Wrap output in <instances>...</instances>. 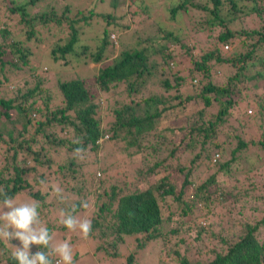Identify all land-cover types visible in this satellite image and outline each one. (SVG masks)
<instances>
[{
	"label": "trees",
	"instance_id": "16d2710c",
	"mask_svg": "<svg viewBox=\"0 0 264 264\" xmlns=\"http://www.w3.org/2000/svg\"><path fill=\"white\" fill-rule=\"evenodd\" d=\"M2 1L0 187L9 196L23 192L38 202L42 222L54 237H65L68 229L58 223L59 212L71 206H64L50 187L41 191L44 171L39 177L33 173L45 168L53 170L51 178H57L54 172L78 178L76 215L87 212L92 232L87 239L82 236L85 249L75 247L74 261L90 251L92 257L103 253L118 260L111 264H142L146 249L154 252L156 262L163 258L167 264H264V0H170L165 12L178 24L189 14L188 28L157 23L147 34L140 25L142 33L132 43L120 39L131 29L135 14L142 22L140 14L150 12V0L127 1L140 10L129 11L133 15L128 21L118 19V0L109 1L113 10L107 13L96 12L97 0H90L87 14L78 18L67 16L68 7L58 13L49 0ZM93 16L106 24L94 48L82 41L77 26ZM250 18L259 22L249 26ZM195 33L215 42L204 48L202 37H192ZM117 40L118 47L112 43ZM45 41L56 59L70 55L81 61L87 56L99 63L91 81L58 79L54 94L59 100L52 107L51 89L38 82L23 90L28 80L18 77L38 70L31 60L33 48ZM110 47H116V56L109 55ZM179 51L191 62L189 75L183 74L185 67L178 68ZM223 64L232 70L224 81L222 73L215 80ZM154 77L157 85H149ZM9 84L17 85L16 90ZM188 84L194 90L184 95L182 86ZM121 85L125 97L116 107H107L109 119L104 122L101 94ZM154 87L160 91L141 95ZM249 105L254 111L247 113ZM230 127L234 132L224 138ZM155 131L157 141H145ZM77 139L80 144L73 143ZM103 142L105 148L121 142L130 160L147 155L149 148L152 152L140 158L144 166L135 180H111L106 171L110 164L106 169L100 162L104 174L92 183V171L85 170L92 163L86 158L91 151L100 156ZM77 147L85 148L83 159L74 155ZM163 150L167 154L161 157ZM35 183L38 188L33 190ZM126 238L132 244H124ZM64 240L72 241L59 238L53 243ZM13 250L0 240V264H16ZM40 250L37 245L30 248L32 254Z\"/></svg>",
	"mask_w": 264,
	"mask_h": 264
},
{
	"label": "rangeland",
	"instance_id": "374dc122",
	"mask_svg": "<svg viewBox=\"0 0 264 264\" xmlns=\"http://www.w3.org/2000/svg\"><path fill=\"white\" fill-rule=\"evenodd\" d=\"M94 1V0H91ZM109 1L110 0H97L95 2V10L96 12H103V13H107V12H111L113 9L110 7L109 5ZM127 1L129 0H118V5H119V10L117 11L118 13V19H121L122 16H124V21H128L129 17L131 18V16L136 13L137 11L140 12L139 9L135 8L133 3L129 6H127ZM170 0H150L151 4L149 6L150 12H147V15L144 14H140V17L142 19V22H137L138 19H136V14L134 15L133 19L130 20V22L133 24L131 29L127 32H125V36L122 37L121 43L123 42H129L132 43L133 41H136L137 39V35L138 32H141V27L140 25H145V28L147 30V34L148 33H152L155 29H156V25L157 23H162L166 28L168 29H175L176 27L179 28H184L185 30L188 28L189 24V14L184 16V23L182 24H178L175 21H173L171 19V16L169 14H167V12H165L166 10V5L167 3H169ZM154 2V3H153ZM90 0H49V4L53 5L55 8H57V12L58 13H62L64 11L65 8H69L70 12L67 13V16L70 18H78L81 16V14H87L88 11V7ZM140 3V2H139ZM155 3H160V4H155ZM3 1L0 0V6H2ZM136 10V11H135ZM78 11H81L78 13ZM133 11V14L130 12ZM135 11V12H134ZM199 13V12H198ZM195 14H197V12H195ZM198 15V14H197ZM105 19H101L100 17L97 16H93L89 19L86 20H80V22L77 24V26H80V37L82 39V41L89 43L92 48H94L95 46V41L94 39L96 38V36L103 30V27L106 26ZM249 24V26L253 25V23L259 22L256 18H254L253 20L250 18L247 21ZM252 22V23H251ZM188 25V26H186ZM112 28V27H111ZM112 34H114V31H111ZM142 33V32H141ZM116 34V33H115ZM114 34V35H115ZM117 35V34H116ZM202 34H193L192 37L195 38H200L202 37V39L205 41V44H202V46L204 48L210 47L213 45V43L215 42L214 38H208V37H204L203 36H199ZM112 38V36H111ZM160 40V39H159ZM49 41H45L44 43H40L38 44V46H35V48H33V51L35 52L34 57L31 59L32 61L36 62L38 65V70H36L34 72V74H29V73H24L22 75L19 74L18 77H21L22 79H26L28 80V85H21V89L25 90L28 87H33L36 83L40 82V86L42 88L45 89H51L53 95L51 97V104L50 106H54L55 103L58 102L59 97H58V93H55L56 90V82L58 79L61 80H66V79H74L75 77H90L89 80L91 81V77H93L96 72L97 69L99 67V63H96L94 61L91 60L90 57H84L81 61H75V59H73L70 55H67L65 58H54V56L51 54L50 51V46H49ZM114 46L118 47L119 42L117 40V43L112 42ZM115 47V48H116ZM113 47L109 48V55L110 53L112 54V56H116V50ZM200 50H203V48L198 47ZM226 49V48H225ZM230 49V46H229ZM227 49V50H229ZM118 51V49H117ZM178 56V61H179V65L178 68L180 69H184L183 74H188L187 72V67L188 65H191V62L186 61L187 59H185L182 55H181V51L176 53ZM224 55H228L230 54V52H225L223 51ZM111 56V57H112ZM152 56V55H151ZM153 58H156L154 56H152ZM184 58V60H183ZM173 68V67H171ZM175 67L172 69L174 70ZM232 68L226 64L220 65V71L217 72L214 76L215 80H217V75L222 73L223 78L221 75H219L218 79L222 78V80H225V74L231 72ZM214 75V74H213ZM164 75H162L163 78ZM2 77V73L0 72V78ZM161 78V79H162ZM159 80V79H158ZM203 81H207L206 77L204 78ZM195 83H198V81L195 79L194 81ZM157 85V77H154V79H151L149 81V85ZM8 87L10 88V90L14 91L17 88V85L14 86L12 84H9ZM125 90L124 86H119L116 90H110L107 93H102L101 94V106H102V114L104 113L103 116V121L106 122L108 121V114H106V109L107 107L111 106L116 107L118 104L117 102L122 101V99L125 97L124 93L122 92V90ZM182 93L184 95L192 92L194 89L193 87L188 84L185 86H182ZM121 91V92H120ZM156 91H160V89H158L157 87L151 88L150 91L143 89V92L141 93L142 96L148 95L150 92L155 93ZM162 91V88H161ZM250 94V92L248 93ZM171 95H173V91L171 93ZM129 100V99H127ZM41 104L42 102L39 101ZM242 103V107H243ZM240 110L241 107L239 108ZM253 110V107L250 105L248 106L247 109V113L248 110L250 111ZM216 110H212V112L215 113ZM36 115V112L34 113ZM211 114L210 111H207V115L209 116ZM238 116L240 117L241 122H243V116L241 114L238 113ZM242 116V117H241ZM234 122V121H233ZM234 126L235 129H240L239 123L238 121L234 122ZM229 131V133H228ZM228 131L226 130L224 132L223 137L225 138L227 134H231L232 132H234V130L230 128H228ZM157 134L156 131L154 133L150 134V139H145V141H151L152 143H155V141H157ZM168 142V141H167ZM165 142V144L167 143ZM102 143V142H101ZM165 144L163 145V147L165 148ZM107 146V145H106ZM104 142H103V150L101 152V155L98 156V154H95L94 152H90L89 156L86 158V160L91 161V165H88L87 168H85V170H91L92 171V175H90V181H92V183H95L99 180H101L102 175L104 174V170H101V166H100V162L102 164V167H105L106 169H110L106 170L108 173H110V179L111 180H127V181H133L137 178L138 176V170L142 169L144 166V162L140 160L141 157L145 156L147 157L150 152H152V148H149L146 150V154L147 155H143V154H137L136 160L135 158H133V160H130V157H125L122 153V143H117L114 146H112L110 144V148H105L106 147ZM154 153V152H153ZM167 154V150H163L160 153V156L163 157ZM215 159V157L213 158V160ZM59 161V160H58ZM97 161L96 164H94V162ZM108 164H110L109 167ZM55 168V166H54ZM44 171V172H43ZM82 171V169H81ZM43 172V177L41 179H44L43 181H45L44 184H41L40 182V189L42 192L44 191H48L49 187H50V192L54 190V188L59 185V188L62 190V196L64 197V206H72L76 203L78 197H79V190H77L80 186H81V182L78 178H70L69 175H65L63 176L64 173H56L54 172L55 176L57 178H54V176H49V173H52L53 170L52 169H45V168H40L38 170H36L33 175L34 177H39L40 173ZM107 174V173H106ZM63 177H66V180L63 179ZM70 178V179H69ZM264 178V171H262L260 173V179ZM63 179V180H62ZM155 178H152L151 181H153ZM264 182V180L262 181ZM75 188H71V186H73ZM38 188V183H35L33 185V190H36ZM73 189V190H72ZM68 193V194H67ZM55 194V193H54ZM14 198L17 199V202H23V201H30V199L27 197V195L23 192L18 193L17 195L14 196ZM7 210V209H5ZM90 212V211H89ZM87 212L83 215L84 218H86L87 216ZM80 219H83V217H81V214L78 216ZM59 238H67L72 240L70 243L75 242V245L73 246V250L75 249V247L77 249H85L86 248V242H84V240L82 239V235L79 234L78 232H71L68 230L66 236H61V235H55L54 239L58 240ZM110 239V238H109ZM6 243L12 248L13 247H22L20 241L18 239H10L9 241H6ZM124 244L129 245L132 244V241H130L129 239L126 238V240L124 241ZM92 252H94V250L92 249ZM143 258L141 263L144 261L146 263H142V264H167L165 260H163V258L158 259V261L156 262L155 256H154V252L150 254V251H147L146 249L143 251ZM90 254V255H89ZM148 254V255H147ZM87 255V256H85ZM85 255L78 256L75 261L74 264H111L113 262H117L118 260L113 259L111 261L110 256H107L103 253H98L97 255H95L94 257L91 256V252H87L85 253ZM108 258V259H107ZM162 260V261H160Z\"/></svg>",
	"mask_w": 264,
	"mask_h": 264
},
{
	"label": "clouds",
	"instance_id": "9594fccd",
	"mask_svg": "<svg viewBox=\"0 0 264 264\" xmlns=\"http://www.w3.org/2000/svg\"><path fill=\"white\" fill-rule=\"evenodd\" d=\"M224 48H228L225 47ZM101 137L97 143H101ZM73 143L80 144L79 139ZM84 147L74 149V155L84 158ZM45 181H41L44 184ZM54 193L61 199L62 190L54 188ZM0 240L9 241L18 239L22 247H13L11 257L16 264H74L73 247L67 240L53 243L54 233L42 222L39 208L40 204L35 201L17 202V199L9 196L3 187H0ZM83 208H88V203L83 202ZM7 209V210H5ZM76 205L70 209H61L59 212L58 223L66 227L71 232H78L87 239L92 232L91 220L80 219L77 215ZM32 245L40 247V251L31 253ZM43 249V250H42ZM56 259H53V258Z\"/></svg>",
	"mask_w": 264,
	"mask_h": 264
},
{
	"label": "built area",
	"instance_id": "2783aa9c",
	"mask_svg": "<svg viewBox=\"0 0 264 264\" xmlns=\"http://www.w3.org/2000/svg\"><path fill=\"white\" fill-rule=\"evenodd\" d=\"M115 38V36L114 35H112V39H114ZM225 47H227V46H225ZM218 157V155H215V158H217Z\"/></svg>",
	"mask_w": 264,
	"mask_h": 264
}]
</instances>
